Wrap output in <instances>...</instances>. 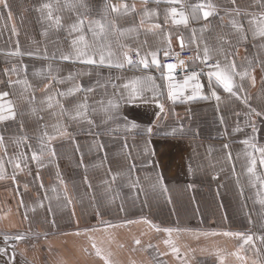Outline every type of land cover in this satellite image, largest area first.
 I'll return each mask as SVG.
<instances>
[{"label":"crops","instance_id":"0c3cea01","mask_svg":"<svg viewBox=\"0 0 264 264\" xmlns=\"http://www.w3.org/2000/svg\"><path fill=\"white\" fill-rule=\"evenodd\" d=\"M5 2L0 264H264V0Z\"/></svg>","mask_w":264,"mask_h":264},{"label":"built area","instance_id":"2783aa9c","mask_svg":"<svg viewBox=\"0 0 264 264\" xmlns=\"http://www.w3.org/2000/svg\"><path fill=\"white\" fill-rule=\"evenodd\" d=\"M195 59H196V54L194 51L181 49L167 55L163 59V64L165 65V67H167V65L169 64L174 65L171 71V75L176 77H181L192 70L191 64L193 61H195ZM133 60L137 61L138 57L134 56ZM214 67H216L215 61L205 60L203 61L202 67L197 70L208 71L209 69H212Z\"/></svg>","mask_w":264,"mask_h":264},{"label":"snow or ice","instance_id":"6c2138e0","mask_svg":"<svg viewBox=\"0 0 264 264\" xmlns=\"http://www.w3.org/2000/svg\"><path fill=\"white\" fill-rule=\"evenodd\" d=\"M0 3H4L5 4V7L7 6L5 0H0ZM172 12L175 13L176 12V9H172ZM203 14H204L205 17H207L211 13L208 12V11H205ZM183 22L186 23V20H184ZM260 35L264 36V30H262L260 32ZM205 58H207V51L205 52ZM85 62L86 63H94L95 61H93V60H87ZM129 63H131V60H129ZM153 63H156V61L153 60ZM117 66H119V65H117ZM145 66L147 67V65H145ZM167 67H168L169 70H171V69H173L174 65L169 64V65H167ZM212 76H215L216 80L223 86V88L225 89V91L232 92L233 84H232L231 76L229 74H227V73L222 74L221 72L217 71L215 73H210L209 74L210 79H211ZM192 78L194 79L195 78V75ZM3 95H7V94L4 93ZM212 95L215 96L216 95L215 92H213ZM233 95H235V93H233ZM169 98L175 100L178 97L175 94L170 93L169 94ZM192 98H194V97H188V99H192ZM203 98H207V97H203ZM216 98L219 99V97H216ZM161 109H162V106H161ZM3 119H5V117L3 115H0V120H3ZM132 126L135 127V124L133 123ZM148 131L151 132V129L149 128ZM0 141H2V137H0ZM261 151H262V153H264V150H261ZM33 159H36L35 154L33 155ZM261 162L264 163V160H262ZM16 166L19 167V164H17ZM249 171L251 172L252 171V168H250ZM165 231L171 232L172 230L171 229H166ZM225 235H240V234H238V233H236V234H233V233H225ZM15 238L16 239H22L21 236H17ZM248 239H251V238L249 237ZM137 243H139V241H137ZM97 254H99V249L97 250Z\"/></svg>","mask_w":264,"mask_h":264}]
</instances>
